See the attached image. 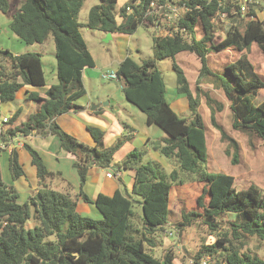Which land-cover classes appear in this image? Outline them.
I'll use <instances>...</instances> for the list:
<instances>
[{
	"label": "trees",
	"instance_id": "16d2710c",
	"mask_svg": "<svg viewBox=\"0 0 264 264\" xmlns=\"http://www.w3.org/2000/svg\"><path fill=\"white\" fill-rule=\"evenodd\" d=\"M85 1L24 0L11 17V30L28 44L43 43L53 37L59 81L47 88L45 96L29 91L28 98L39 103L38 110L17 124L19 109L7 125L13 135L18 132L24 136L55 135L60 148L75 156L74 166L80 177L77 198L81 196L85 202L94 204L101 217L82 215L77 210L76 197L52 188L46 181L55 173L48 169L40 151L25 142L23 146L37 168L39 188L20 202L19 190L3 180L0 166V264H175L173 249L161 257H156L153 251L161 245V236L170 224L172 181H186L182 175L193 177L203 187L195 201L197 207L183 210L182 219L176 225L184 230L201 223L210 234L217 235L215 242L204 243L195 252L193 264H203L207 257L208 264H264V258L243 251L247 237L264 240L263 189L255 184L238 189L233 175L209 170L205 124L198 111L199 97L193 93L184 70L175 64L177 91L186 95L192 114L191 119L180 116L166 98V85L157 65V60L166 57L175 59L179 53H195L202 61L198 81L210 76L211 83L224 92L233 113L234 128L255 134L264 142V99H258L264 81L253 64L243 55L227 66V75L213 71L207 64L210 52L231 47L244 51L255 43L264 54V20L258 17L257 11L264 8V0H246L245 14L243 0H170L185 6L179 20L186 28L185 35L160 34L157 30L153 36V57L137 62L127 56L119 63L116 73L126 98L145 113L147 124L158 125L166 133L161 144L154 147L174 167L167 172L156 160L144 162V150L134 148L118 167L133 171L131 190H116L112 195L99 193L95 198L83 189L89 168L92 165L111 167L115 153L127 139L120 137L105 146V132L89 126L95 140L90 145L56 121L63 113L84 109L77 102L86 94L83 70L86 66H95L80 30L79 14ZM100 1L90 9L87 23L90 28L131 34L140 25H156L151 17H145L154 0H126L120 7L119 0ZM9 8L8 0H0L2 12ZM228 20L232 23L230 27ZM197 25L203 28L201 37L196 34ZM219 30L225 35L218 39ZM23 86H46L42 54H14L0 49V105L13 101ZM212 102L208 97L213 124L237 150L236 140L217 123ZM218 108L221 110L222 105ZM2 152L0 149V157ZM19 155L17 148L9 152L12 181L25 175ZM134 202L142 207L141 220L135 218ZM32 205L39 223L26 228ZM229 212L239 219H228L227 227L222 226L223 217Z\"/></svg>",
	"mask_w": 264,
	"mask_h": 264
},
{
	"label": "rangeland",
	"instance_id": "374dc122",
	"mask_svg": "<svg viewBox=\"0 0 264 264\" xmlns=\"http://www.w3.org/2000/svg\"><path fill=\"white\" fill-rule=\"evenodd\" d=\"M23 1L24 0H8L10 6L9 10L7 12H2L0 10V49H8L14 54L40 52L42 54L47 85L58 83L56 46L53 37L50 36L43 43L28 44L21 40L10 28L11 17L18 10ZM122 1L123 0H119V4H121ZM243 1L244 8H242V12L245 14L248 7L247 1ZM100 2V0H86L79 14L81 33L96 62V67L89 68L85 75V86L89 98L92 101H96L99 97H104L105 100L101 108H107L109 111L115 112L113 116L114 119L120 120L125 124H130L135 128V137H132L129 133L124 134L122 137L131 141L135 147L144 150V162L156 160L162 164V167L165 168L166 171H171L174 164L169 161L168 158L162 156L159 150L156 152L154 149V146L159 143L161 144V140L166 136L164 130L158 125L147 124L145 113L126 98L122 90V83L119 80L105 78L103 76L107 71L116 70L119 62L127 56L132 57L137 62L153 57V36L157 33V28L154 26L140 25L137 30L131 34L116 32L111 33V35L109 32L102 29L90 28L87 25L90 9ZM257 11L258 17L264 20V8L260 7ZM118 21H122V18L119 17ZM234 21L236 20H233V23H237ZM227 23L229 27L232 25L229 20ZM223 30H219L217 33L218 39L225 35ZM159 33L165 34V32L161 30ZM196 34L198 37L203 35V28L201 25H197ZM243 55L247 56L256 72L260 75V78L264 81V54L255 43L252 44L249 50L244 51H239L235 47L220 52L212 51L207 55V64L213 71L227 75V66L230 63L237 62ZM175 64L184 70L190 81L193 93L199 97L200 105L198 111L205 124L206 140L209 149V170L233 175L235 178V185L238 189H246L252 184H255L264 191L263 140L255 134H250L234 128L233 113L230 108L229 100L221 89L216 88L213 83H211L210 76L203 77L201 81H198L202 68V61L199 56L192 52L179 53L175 59L166 57L157 60V65L162 72L166 85V98L172 108L180 116L191 119L192 114L186 95L177 91ZM46 86L33 87L32 90L45 93ZM25 93L26 90L21 88L16 93V97L13 101L2 103L0 105L1 115L9 114L10 109L17 110L20 107L25 108ZM208 97H211L213 100L212 106L216 110L215 119L217 123L222 126L228 136L236 140L238 145L237 150L234 149L233 143L229 139L224 138L221 130L213 124L212 111L208 104ZM258 99H264V89L260 90ZM108 102H110L109 105H107ZM219 104L222 105L221 110L218 108ZM145 137L150 138L147 143L143 142V138ZM19 153L21 163H27L31 158L29 151L24 147L20 148ZM7 156V151L4 150V152L1 153L0 166L3 180L10 184L13 182L10 178V172L7 166ZM124 158L118 159V157H114L110 169L113 170L118 168L119 165L122 164ZM235 158L237 161H235ZM182 177L184 179L187 178V180L182 183L172 181L170 202L172 213L170 216V224L161 236V245L154 248L153 253L156 257H161L166 251L173 249L176 253V258L174 260L175 264H193V255L195 252L202 244L215 242L217 240V235L215 233L210 234L208 228L201 223H195L190 227H186L184 230H180L176 225V223L182 219L183 210L197 207L195 201L202 192L203 187L201 182L195 181L191 176L182 175ZM48 179L52 180L54 185L59 184L57 178L52 179L50 177ZM124 180L126 182L129 181V175L127 173L124 176ZM19 186L21 190L19 200L20 202H24L28 198V192L24 191V186L21 183H19ZM55 189L61 192H68L67 188L63 187H55ZM133 209L135 211V218L141 220L143 215L141 205L138 202H134ZM86 216L100 218L101 215L94 212ZM228 219L238 220L239 218L235 213H226L223 217L222 226L227 227ZM38 223L36 209L32 205L31 216L26 222V228H33ZM243 251L264 258V240L256 236L247 237Z\"/></svg>",
	"mask_w": 264,
	"mask_h": 264
},
{
	"label": "crops",
	"instance_id": "0c3cea01",
	"mask_svg": "<svg viewBox=\"0 0 264 264\" xmlns=\"http://www.w3.org/2000/svg\"><path fill=\"white\" fill-rule=\"evenodd\" d=\"M125 1L126 0H123L122 3L119 4L118 6L119 7L122 6L125 3ZM95 67H96V62L94 67L86 66L84 68L83 70L84 86H85L86 72L89 70V68H95ZM49 86L50 85L46 86V90ZM22 88L26 90V93L24 95L25 108L24 107L19 108L21 110V114L18 120L16 121L17 124L26 121L29 115L33 112H36L39 108V103L36 100H31L28 98V93L29 91H33L32 90L33 87L23 86ZM85 89H86V94L77 101L80 105L84 106V109L78 112L63 113L56 118V121L63 127V129L73 134L81 141L90 145H94L95 140L88 129L89 125L97 126L105 132L104 134L105 146L112 145L118 138L122 137L126 133L131 134L132 137L136 136V131L133 126H131L130 124L122 123L120 120L114 119L113 116L115 112L113 111L111 112L107 108L105 109L101 108L103 107V102L105 100L104 97H99L96 101H92L89 98V94L86 86ZM45 93L40 92L42 96H45ZM109 104L110 102H108L107 105ZM98 109L100 110L97 111ZM17 110L10 109V113L5 115H1L0 112V117L9 116L11 118L12 115ZM149 139H150L149 137L148 138L145 137L143 138V142L147 143ZM22 142L23 145L25 142L26 143L30 142L29 143L30 145H32L38 151H40L48 169L53 173H55L54 177L51 178L52 179L57 178L59 184L54 185L53 181L50 179H48L46 182L54 189L55 187L67 188V191L73 197L77 198V195L79 194L80 191L79 189L80 177L76 167L74 166L75 156L60 148L59 139L55 135L40 136L36 134H30L26 137H23ZM21 147L24 146H19L16 148L18 149V151H20ZM134 148L137 147H135L131 141L126 140V142L115 153L114 157H118V159L122 157L124 158L125 155ZM155 151L157 152L158 150L155 149ZM9 152L10 150L7 151L8 156H9ZM8 156H7V166H8ZM22 166L24 168L25 175L18 178L17 180H13L12 182L19 190V192H21L19 186V183H21L24 186L23 188L24 191L28 192V196H29L34 194L36 190L39 188L37 168L35 165H33L32 158H30L27 161V163H22ZM110 168L111 167L104 168L99 165H92L89 168L88 178L87 181L85 182L83 189L91 198H95L99 193L112 195L116 190H121L123 192H126L127 190L128 191L131 190L134 183L133 171L131 169L121 168L120 170L121 176L108 177L107 172L109 170L113 171L114 173L119 171V168L113 170ZM126 173L129 175L128 182L124 180V176ZM77 199H78L77 210L82 215L86 216L93 214L94 212H97L99 215H101V213L96 209L94 204L85 202L81 196L80 197L78 196ZM170 202H171V195H170Z\"/></svg>",
	"mask_w": 264,
	"mask_h": 264
},
{
	"label": "built area",
	"instance_id": "2783aa9c",
	"mask_svg": "<svg viewBox=\"0 0 264 264\" xmlns=\"http://www.w3.org/2000/svg\"><path fill=\"white\" fill-rule=\"evenodd\" d=\"M244 8V6L242 7ZM185 6L179 5L175 1H166V2H158L154 0L150 3V7L148 8L145 17H151L156 25L158 32L163 31L165 34H181L185 35L186 28L182 27L179 23V20L182 16V10L184 11ZM224 17L225 14H222ZM105 78H111L118 80V76L116 70L107 71L103 74ZM9 116L0 117V149L3 150H12L13 148L23 146L22 139L24 136L21 132L13 135L9 130V126L7 125L10 121ZM108 177H119L121 176L120 170L117 172H113L109 170L107 172ZM210 258L207 257L203 260V264H208Z\"/></svg>",
	"mask_w": 264,
	"mask_h": 264
},
{
	"label": "water",
	"instance_id": "95a60500",
	"mask_svg": "<svg viewBox=\"0 0 264 264\" xmlns=\"http://www.w3.org/2000/svg\"><path fill=\"white\" fill-rule=\"evenodd\" d=\"M132 17V15H130V17L129 18H131ZM110 35H111V33H109Z\"/></svg>",
	"mask_w": 264,
	"mask_h": 264
}]
</instances>
